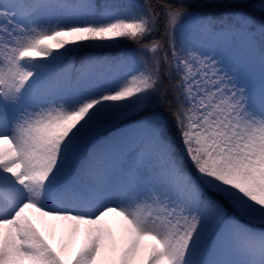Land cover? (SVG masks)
Instances as JSON below:
<instances>
[{
  "label": "snow or ice",
  "instance_id": "1",
  "mask_svg": "<svg viewBox=\"0 0 264 264\" xmlns=\"http://www.w3.org/2000/svg\"><path fill=\"white\" fill-rule=\"evenodd\" d=\"M0 264H264V0H0Z\"/></svg>",
  "mask_w": 264,
  "mask_h": 264
},
{
  "label": "trees",
  "instance_id": "2",
  "mask_svg": "<svg viewBox=\"0 0 264 264\" xmlns=\"http://www.w3.org/2000/svg\"><path fill=\"white\" fill-rule=\"evenodd\" d=\"M123 3L134 4V5H142L144 0H121ZM196 9H192L195 11ZM135 46L129 43H122L119 46H111V47H95V48H85L80 52L74 54L73 61L76 66H79L80 60L86 58L87 56H95V57H112L118 54H122L123 51L131 50Z\"/></svg>",
  "mask_w": 264,
  "mask_h": 264
},
{
  "label": "rangeland",
  "instance_id": "3",
  "mask_svg": "<svg viewBox=\"0 0 264 264\" xmlns=\"http://www.w3.org/2000/svg\"><path fill=\"white\" fill-rule=\"evenodd\" d=\"M106 47H111V45H110V46H106ZM117 219H118V218H116V217H112V216H110V217H108V222H109L110 224L115 225V222H116ZM38 227H41V228L45 229L46 232L48 231L47 227L44 226V225H40V224H38ZM59 239H60V234H59V232L57 231V233H56V237H55V240H54L53 242L56 243V242L59 241ZM77 246H78V245H77Z\"/></svg>",
  "mask_w": 264,
  "mask_h": 264
}]
</instances>
